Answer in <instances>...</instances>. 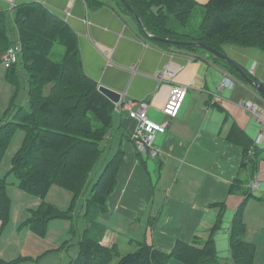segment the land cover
Masks as SVG:
<instances>
[{
    "label": "crops",
    "instance_id": "crops-1",
    "mask_svg": "<svg viewBox=\"0 0 264 264\" xmlns=\"http://www.w3.org/2000/svg\"><path fill=\"white\" fill-rule=\"evenodd\" d=\"M208 1L196 0L198 7ZM27 2L40 3L64 20L77 35L85 74L98 86L120 92V101L146 102L151 120L161 123L166 119L161 109L171 86L157 79L158 70L165 64L180 66L173 80L188 87L179 114L155 138L160 147L155 158L136 152L129 137L136 120L116 105L103 150L109 145L111 157L118 150L123 157L107 211L98 217L104 228L101 244L115 246L118 256L135 250L143 241L170 252L178 239L189 242L197 236L204 241L223 208L220 228L214 234L216 253L220 264H234L229 233L248 192L244 239L255 244V262L264 264V200L259 199L264 196V136L252 114L238 104L251 99L260 106L257 98L261 94L208 51L150 37L117 0H0V15L5 14L8 21L6 34L17 46L18 33L9 23L10 14L15 5ZM223 50L256 80H264V53L233 45H225ZM1 72L0 79H4ZM225 77L234 85L218 90ZM11 94L8 92L1 110L6 109ZM233 125L254 146L257 170L252 175L240 168L242 147L227 139ZM236 179L241 182L230 192ZM250 181H257L258 187L250 189ZM55 188L59 187L53 186L47 195L59 194L70 203V195Z\"/></svg>",
    "mask_w": 264,
    "mask_h": 264
},
{
    "label": "trees",
    "instance_id": "trees-1",
    "mask_svg": "<svg viewBox=\"0 0 264 264\" xmlns=\"http://www.w3.org/2000/svg\"><path fill=\"white\" fill-rule=\"evenodd\" d=\"M117 1L133 16L122 0ZM124 1L139 16L148 34L179 41H200L220 52H224L225 45H233L264 53V0H209L202 6L204 13L196 33L186 29L198 6L196 0ZM10 16L9 23L18 33L20 51L18 61L7 67L6 78L15 79L18 69L25 72L28 108L15 106L14 91L10 105L0 117V164L12 136L21 130L25 137L12 156L8 170L16 177V186L43 199L53 186L70 195L66 210L45 200L32 210L27 224L35 234L44 236L49 220L71 217L75 201L103 151L102 143L108 136L116 106L98 90L96 81L85 74L77 35L64 20L37 2L15 5ZM7 26L6 15L1 14L0 54L14 45L6 34ZM177 46L205 51L192 44ZM222 62L235 77L246 82L234 67ZM227 139L242 147L240 168L252 175L257 170L252 141L236 125L230 128ZM122 157L123 152L118 150L109 158L89 190L86 198L89 209L83 214L89 224L78 241L76 257L68 264H111L114 257L118 258L115 264H220L214 234L221 225L223 203L204 241L197 236L189 242L178 239L170 252L143 241L138 242L135 250L121 256L115 246L101 244L104 228L98 217L107 211V200L116 187ZM240 182L241 179H236L230 192ZM7 186L6 175L0 176V234L10 215ZM249 196L245 192L246 198L234 214L229 233L234 264H259L254 260L255 244L244 239L243 211ZM259 199L264 200V196ZM28 260L32 258H0V264H31Z\"/></svg>",
    "mask_w": 264,
    "mask_h": 264
},
{
    "label": "rangeland",
    "instance_id": "rangeland-1",
    "mask_svg": "<svg viewBox=\"0 0 264 264\" xmlns=\"http://www.w3.org/2000/svg\"><path fill=\"white\" fill-rule=\"evenodd\" d=\"M203 13V7L197 6L194 9L189 24L186 27L189 32H198V26L202 20ZM0 69L2 71L1 75L4 76V79H0V108H2L6 101L8 92L10 95L14 91L15 106L28 108L26 96L27 78L25 72L23 70L18 71L15 79L9 80L6 78L7 67L1 62ZM14 85L16 88L13 87ZM259 97L257 100L261 102L260 111L264 113V101H262L264 98L261 95ZM10 101L7 103L6 109L10 105ZM5 110L0 109V117L4 116ZM24 137L25 133L21 130L14 133L0 164V176L6 175L8 183L7 193L11 202L8 222L0 234V258L11 260L22 256L32 258V260H28L31 264H68L70 258H74L77 255L78 241L84 229L89 224L88 219L83 215L89 209L86 203L89 190L113 152L108 151L109 145L105 146L82 192L75 201L71 217L53 218L49 220L45 235L39 236L27 224V219L32 210L43 200L50 202L61 210H66L69 205V200L59 194L46 195L45 199H43L21 190L16 186L17 179L13 174H9L8 170L11 166L12 156L21 146ZM121 253L124 252L122 251ZM117 259V257H114L111 264H115Z\"/></svg>",
    "mask_w": 264,
    "mask_h": 264
},
{
    "label": "built area",
    "instance_id": "built-area-1",
    "mask_svg": "<svg viewBox=\"0 0 264 264\" xmlns=\"http://www.w3.org/2000/svg\"><path fill=\"white\" fill-rule=\"evenodd\" d=\"M13 2L14 0H10ZM20 48L19 46L11 47L0 54L1 63L8 67L18 61ZM180 70V66H170L165 64L160 70L157 71L156 77L158 80L168 81L171 83L169 94L165 103L162 106V113L166 119L161 122L151 120L147 115V103L137 102L134 99H125L119 101L117 105L127 115L136 120V125L130 132V140L133 142L136 152L143 157L155 158L160 153V147L156 145L155 138L158 134L166 131L170 119L175 118L184 103L187 94V86L174 82V77ZM234 82L225 77L218 85V90L223 88H232ZM239 106L248 110L256 119L259 125V130L264 136V113L260 111L259 105L251 99L239 101ZM253 150H249V155L252 156ZM248 187L252 190L258 187L257 181H250Z\"/></svg>",
    "mask_w": 264,
    "mask_h": 264
},
{
    "label": "water",
    "instance_id": "water-1",
    "mask_svg": "<svg viewBox=\"0 0 264 264\" xmlns=\"http://www.w3.org/2000/svg\"><path fill=\"white\" fill-rule=\"evenodd\" d=\"M125 3V6L127 7V9L129 11L132 12L134 18L136 19V21L138 22V24L140 25L141 29L143 31L144 30V26L139 18V16L132 11V9L130 8L129 4L122 0ZM150 37L159 40V41H164V42H169L172 44H192L194 46H197L201 49H204L206 51H208L209 53L215 55L216 57H219L220 59L224 60L225 62H227L229 65H231L232 67L235 68V70L243 77V79H245V81L250 84L259 94L264 95V80H255L253 79L251 76H249L243 69V66H241V64L236 61L234 58H232L231 56H229L227 54V52H220L206 44H204L203 42L200 41H179V40H172L169 38H162V37H158V36H154L151 35ZM224 49V48H223ZM98 90L104 94L106 97H108L113 103H117L119 102L120 98H121V94L118 91H115L109 87H106L104 85H99L98 86Z\"/></svg>",
    "mask_w": 264,
    "mask_h": 264
}]
</instances>
